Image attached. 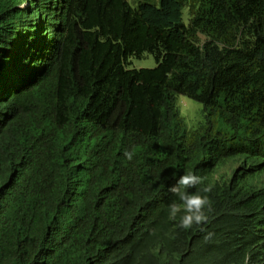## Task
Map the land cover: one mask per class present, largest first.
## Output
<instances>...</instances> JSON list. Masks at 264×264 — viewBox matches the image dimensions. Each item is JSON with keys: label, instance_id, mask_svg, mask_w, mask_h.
<instances>
[{"label": "trees", "instance_id": "trees-1", "mask_svg": "<svg viewBox=\"0 0 264 264\" xmlns=\"http://www.w3.org/2000/svg\"><path fill=\"white\" fill-rule=\"evenodd\" d=\"M0 264H264V0H0Z\"/></svg>", "mask_w": 264, "mask_h": 264}, {"label": "clouds", "instance_id": "clouds-1", "mask_svg": "<svg viewBox=\"0 0 264 264\" xmlns=\"http://www.w3.org/2000/svg\"><path fill=\"white\" fill-rule=\"evenodd\" d=\"M123 156L131 161L134 153L125 149ZM205 178L192 171H185L180 175L174 184L169 187L174 199L168 204L169 219L178 222V227L189 230L193 226H201L208 220L207 210L211 207L208 195L201 194L200 191H190L197 185L204 183ZM214 185L207 184L203 193H210Z\"/></svg>", "mask_w": 264, "mask_h": 264}, {"label": "rangeland", "instance_id": "rangeland-1", "mask_svg": "<svg viewBox=\"0 0 264 264\" xmlns=\"http://www.w3.org/2000/svg\"><path fill=\"white\" fill-rule=\"evenodd\" d=\"M129 3L135 7L137 2L140 0H128ZM186 14L189 10L185 11ZM157 67L155 59L151 55H146L145 58L138 60H132V65L130 69H148L152 70ZM180 113L187 123L190 130L198 129L199 125L204 123V114H203V106L199 103L190 100L184 96H179L177 101Z\"/></svg>", "mask_w": 264, "mask_h": 264}]
</instances>
